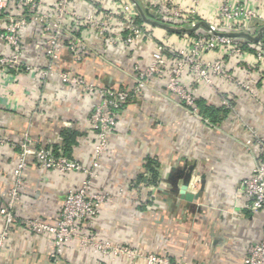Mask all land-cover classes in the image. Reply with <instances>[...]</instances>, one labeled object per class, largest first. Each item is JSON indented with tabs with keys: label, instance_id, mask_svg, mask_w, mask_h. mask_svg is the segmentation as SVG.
<instances>
[{
	"label": "crops",
	"instance_id": "1",
	"mask_svg": "<svg viewBox=\"0 0 264 264\" xmlns=\"http://www.w3.org/2000/svg\"><path fill=\"white\" fill-rule=\"evenodd\" d=\"M41 1L44 13L52 11L56 2ZM133 2L152 14L159 9L141 0H73L71 8L81 14H100ZM232 2L245 3L262 17L247 29L252 38L260 34L258 40L236 39L244 50L240 63L252 65L256 50L264 46V0ZM176 3L183 9L191 5L190 0ZM220 3L203 0L198 21L217 25ZM136 13L143 34L132 48L108 47L93 34L83 33L91 53L74 63L65 47L55 62V71L72 73L98 87L130 89L133 65L146 66L158 48L169 51L185 46L186 33L170 32ZM150 20L163 23L157 16ZM22 44L25 62L46 65L43 36L37 27L25 31ZM206 58L223 59L230 73H239L240 80L256 90L257 99L213 78L198 86L195 116L179 106L165 79L150 80L147 89L120 110L108 151L91 182L93 191L106 193L110 199L92 222V233L98 240L126 245L142 254L167 255L182 264H244L248 247L264 239V211L244 209L241 190L261 157L256 142L264 144L262 83L247 69H236L237 63L221 50ZM91 104L79 89L58 76L40 81L30 73L14 72L5 77L0 71V137L11 141V145L0 146V207L6 202L20 161V150L12 143L17 145L24 135L36 147L52 151H63L61 146L68 142L63 148L70 159L86 167L92 165L95 139L88 121ZM148 160L156 161L162 177L170 176L177 186L182 184L180 174L192 168L196 181L193 193L198 197L186 203L176 196L153 192L155 188L167 191L171 185L147 184ZM82 181L80 174L43 170L33 157L27 159L15 209L17 223L0 250V264H144L140 258L102 257L76 240L56 253L50 237L21 229L18 221L26 218L54 223L65 194L79 188ZM3 229L0 218V232Z\"/></svg>",
	"mask_w": 264,
	"mask_h": 264
},
{
	"label": "built area",
	"instance_id": "2",
	"mask_svg": "<svg viewBox=\"0 0 264 264\" xmlns=\"http://www.w3.org/2000/svg\"><path fill=\"white\" fill-rule=\"evenodd\" d=\"M72 1L56 0L52 11L44 13L41 11V0H0V71L5 77L14 72L30 73L40 81L58 76L63 82L79 89L83 97L92 101L88 121L95 139L90 167L64 156L56 157L50 149L36 147L27 135L17 145L12 143L20 150V161L13 171L6 202L0 207V218L4 224L0 232V250L11 228L16 226L15 209L20 202L22 176L27 168V159L33 157L43 170L61 174L77 173L83 176V181L79 188L65 194L54 223L26 218L18 221L21 229L50 237L56 253H60L67 243L76 240L82 248L91 249L102 257L140 258L144 264H182L167 255L142 254L129 246L112 245L97 239L92 233V222L110 199L106 193L93 191L91 182L95 171L100 168V161L108 151V139L116 127L120 110L147 89L152 79H165L168 91L178 99L179 106L195 116H198V86L201 83L209 84L213 78L227 81L257 99L256 90L242 82L239 73H230L223 59L208 60L206 57L211 53L221 50L229 60L237 63L236 69H247L258 77L262 83L261 105L264 108V46L260 45L256 50L252 65L243 66L240 62L244 50L238 40L211 33L185 34L184 47L169 51L158 48L146 66L133 65L134 83L130 89L98 87L72 73L56 72L54 65L61 51L66 47L72 53L73 62L79 63L92 51V47L82 38L83 33L93 34L108 47L132 48L141 38L142 29L137 23L134 4L123 3L100 14H81L71 8ZM141 1L149 7H159L153 14L163 23L190 26L198 22V8L203 0H190L191 5L187 9L179 7L176 0ZM216 16L218 24L210 26L217 32L247 30L262 18L259 12L245 3H233L232 0H221ZM33 27H37L43 36L45 66L24 61L23 35ZM186 76L188 81L184 80ZM10 143L0 137V146ZM256 143L261 157L255 161L250 177L241 184L243 207L252 212L264 211V144L261 141ZM244 264H264V239L248 247Z\"/></svg>",
	"mask_w": 264,
	"mask_h": 264
},
{
	"label": "water",
	"instance_id": "3",
	"mask_svg": "<svg viewBox=\"0 0 264 264\" xmlns=\"http://www.w3.org/2000/svg\"><path fill=\"white\" fill-rule=\"evenodd\" d=\"M136 11L142 17L144 20L147 22H150L152 24H155L156 26L162 27L170 32L173 33H186V34H191V33H200V32H206V33H211L213 35H218V36H224V37H229L233 39H248V40H258L260 37V34L257 35V37L252 38L249 34V30L247 31H240V32H217L215 31L210 25L206 24L205 22H196L190 26H184V25H168L166 23H161V22H155L150 19H155L154 14L149 12L148 8L142 9L141 6L137 2H133ZM147 16V17H146ZM158 20H160L158 18ZM261 31H264V27H262ZM182 175V184L180 186H177V184L174 183L173 179L170 176H166V178L162 177L161 175V170H159V182L158 183H169L171 185V188H169L167 191L162 190L161 188H155L153 189V192H156L161 195H165L170 197L171 195L176 196L179 198L181 201H184L186 203H192L197 197L198 194L193 193V187L196 183L194 181L195 175H193V169L189 168L187 169L186 172L180 174ZM179 176V174H177Z\"/></svg>",
	"mask_w": 264,
	"mask_h": 264
},
{
	"label": "trees",
	"instance_id": "4",
	"mask_svg": "<svg viewBox=\"0 0 264 264\" xmlns=\"http://www.w3.org/2000/svg\"><path fill=\"white\" fill-rule=\"evenodd\" d=\"M139 22V19L137 17V23ZM190 36H195V34H190ZM68 142L65 143V145L63 144V146H61V148L63 149V151L60 150H53V154L58 157V156H64L68 159H70L67 155V152L65 151V149L63 147L68 146ZM159 164L156 161H152V160H148L146 165H145V172L147 174H149V179L147 181L148 185H152V186H156L158 185L159 182Z\"/></svg>",
	"mask_w": 264,
	"mask_h": 264
}]
</instances>
